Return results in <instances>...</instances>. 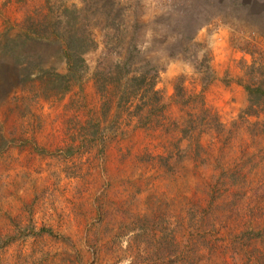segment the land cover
I'll use <instances>...</instances> for the list:
<instances>
[{
	"label": "rangeland",
	"instance_id": "1",
	"mask_svg": "<svg viewBox=\"0 0 264 264\" xmlns=\"http://www.w3.org/2000/svg\"><path fill=\"white\" fill-rule=\"evenodd\" d=\"M64 8L95 47L63 99L0 67V264H264V0H0V39ZM124 59L159 102L103 108Z\"/></svg>",
	"mask_w": 264,
	"mask_h": 264
},
{
	"label": "trees",
	"instance_id": "2",
	"mask_svg": "<svg viewBox=\"0 0 264 264\" xmlns=\"http://www.w3.org/2000/svg\"><path fill=\"white\" fill-rule=\"evenodd\" d=\"M59 16L51 20L46 17L27 18L25 24L19 25L16 34L11 36L7 33L0 39V67L10 75L4 81L9 84L5 94L14 95L8 103L15 101L18 93L29 103L63 99L82 79L87 68L83 56L95 47V42L89 31L75 32L78 13L74 8H64ZM33 47L37 49L34 51ZM53 58L63 63L62 72L50 64ZM129 66H133L132 63L124 59L108 72L98 70L94 73L95 89L103 98V108L108 107L116 96L119 104L122 102L129 106L136 101L135 108L138 110L143 104L148 103L149 106L154 101L159 102L155 90L158 71L153 67L145 72L124 71ZM9 78L13 80V85L8 82ZM176 87L178 90L181 88L178 84ZM245 91L248 105L244 112H264V103L256 101L264 98V89L261 86H245ZM146 94L147 101L141 103Z\"/></svg>",
	"mask_w": 264,
	"mask_h": 264
}]
</instances>
